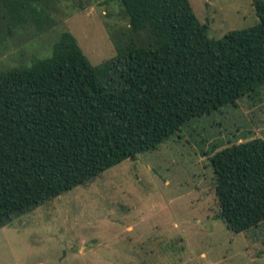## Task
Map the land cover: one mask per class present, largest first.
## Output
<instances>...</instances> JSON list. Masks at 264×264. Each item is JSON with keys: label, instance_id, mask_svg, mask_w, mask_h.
Listing matches in <instances>:
<instances>
[{"label": "trees", "instance_id": "1", "mask_svg": "<svg viewBox=\"0 0 264 264\" xmlns=\"http://www.w3.org/2000/svg\"><path fill=\"white\" fill-rule=\"evenodd\" d=\"M56 1L0 0V14L42 21L41 5ZM120 3L130 46L115 60L93 65L64 31L51 56L0 70V229L264 86V0H254L255 25L220 39L189 0ZM211 161L228 229L264 222V139L216 150Z\"/></svg>", "mask_w": 264, "mask_h": 264}, {"label": "rangeland", "instance_id": "2", "mask_svg": "<svg viewBox=\"0 0 264 264\" xmlns=\"http://www.w3.org/2000/svg\"><path fill=\"white\" fill-rule=\"evenodd\" d=\"M189 1L214 39L259 20L254 0ZM41 6L42 21L0 14V70L51 56L64 31L95 66L130 46L120 0ZM256 137L264 139V86L14 218L0 229V264H264V222L236 234L217 216L211 161L216 150Z\"/></svg>", "mask_w": 264, "mask_h": 264}]
</instances>
